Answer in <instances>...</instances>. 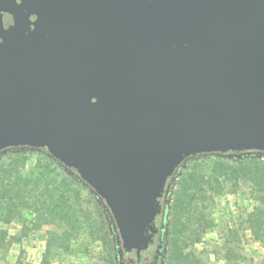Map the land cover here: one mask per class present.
<instances>
[{"label":"water","instance_id":"water-1","mask_svg":"<svg viewBox=\"0 0 264 264\" xmlns=\"http://www.w3.org/2000/svg\"><path fill=\"white\" fill-rule=\"evenodd\" d=\"M12 147L74 169L142 254L188 157L264 153V0H0Z\"/></svg>","mask_w":264,"mask_h":264},{"label":"rangeland","instance_id":"rangeland-1","mask_svg":"<svg viewBox=\"0 0 264 264\" xmlns=\"http://www.w3.org/2000/svg\"><path fill=\"white\" fill-rule=\"evenodd\" d=\"M44 153L40 149H30L19 156L11 151L0 153V164L14 165L16 170L10 175V180L16 183L11 188L14 210L0 222L6 234L0 246V264H181L170 254L173 232L169 230L163 232L161 242L151 245L139 260L121 247L118 235L117 244L111 241L112 247L108 249L100 238L108 229L103 223V211L98 210L95 201L88 202L86 191L79 192L82 199L75 206L73 191H64L75 212L63 216L56 205L63 186L58 183L64 177L58 175L59 168L55 165L44 164L47 168L43 167ZM262 155L259 153L257 157L264 160ZM247 160L249 157L241 153L196 158L189 164L201 165L203 175L207 176L211 171L208 165L215 161L237 164ZM183 168L181 176L190 171L185 165ZM183 178H173L172 191L178 189ZM219 181L222 188L218 193L191 204L190 215L195 219L190 220V225L194 223L192 230L202 224L205 232L200 242L186 247L183 254L194 256L190 259L192 264H264V203L253 192L250 182L238 181L235 186L222 177ZM73 186L69 184L67 188L74 189ZM98 212L102 217L96 214ZM104 240H108L107 235Z\"/></svg>","mask_w":264,"mask_h":264},{"label":"trees","instance_id":"trees-1","mask_svg":"<svg viewBox=\"0 0 264 264\" xmlns=\"http://www.w3.org/2000/svg\"><path fill=\"white\" fill-rule=\"evenodd\" d=\"M2 151H11L19 156L26 152H30V149L27 148L23 150V148L12 147ZM241 153H245V155L249 157V160L245 162H238L237 164L215 161L214 163L208 165V169H211V171H209V174L207 176L203 175V170L200 169L201 165L198 166L196 164H193L192 166H190L189 164L190 161H195L196 158H208L210 156L223 157L228 154ZM259 153L264 154L260 151H230L227 153L198 154L196 156L188 157L181 164L174 177L185 178H183V181L179 183L177 190L172 191L174 183L172 184V202L167 210L165 224V232L166 230H169L170 233L173 232V234L171 235L172 237H170L172 246L170 254L177 262L181 264H192L190 259H192L194 256L191 253L183 254V251L189 245H194L200 242L201 234L205 232V226L200 223L201 225H195V230H192L194 223L190 225V220L192 219L193 221H195V219L190 215V211L192 208L191 204L194 201L207 200L211 197V195L218 193L220 191V188H222V182L220 183L219 181L221 177L223 179L231 180L235 184V186L238 181L250 182L253 186V192L259 195L260 201L264 203V160H261L257 157L259 156ZM38 160L40 161V159ZM43 161L44 168H47L44 164H46L48 167L55 165L59 168L58 175L64 177L61 178L58 183V185L61 184L63 186L60 187V190H62V192L58 197L56 205V208H59V210L64 213L63 216H66V214L70 212H75V207H71V205L68 203L69 199L64 195L66 191H73L74 206L78 205L79 200L82 199L79 192L86 191L88 202L90 203L91 201H95L98 210L101 209V211H103V223L106 224L108 229H106L104 237L100 238L103 240V243L108 247V249L112 247L110 246L111 241L114 242V244H117V234L113 228L114 222L104 201L100 197H98L96 193H94V191L79 178L77 172L74 169L65 167L51 156L48 157L45 153L43 155ZM203 162L206 163L207 161L203 160ZM13 163H10L9 165H12ZM184 165L190 171L187 173V175H185L184 173L181 176ZM14 169V165L9 167L8 165L0 164V222H4L2 217L11 215L14 210L15 205L14 203H11L13 195L11 188H13L16 183L14 180H10L11 173L16 171ZM69 184L74 185V189L67 188ZM15 198H18L17 194H15ZM96 214L102 217V214L100 212ZM196 221L199 220L196 219ZM170 227H172V230L169 229ZM105 235H107L108 237L107 241L104 240ZM5 238L6 234L0 228V246H3Z\"/></svg>","mask_w":264,"mask_h":264},{"label":"flooded vegetation","instance_id":"flooded-vegetation-1","mask_svg":"<svg viewBox=\"0 0 264 264\" xmlns=\"http://www.w3.org/2000/svg\"><path fill=\"white\" fill-rule=\"evenodd\" d=\"M8 2L10 4H12V5H18V4L21 3V0H14L13 2L11 0H8ZM31 19L33 20L34 16H31ZM173 178L169 181V184H168V187H167V199H166L167 201L165 202L166 212H165L164 215L161 214V215L157 216L156 219H155V225H156L157 230H158L157 233H156L157 239L154 240V242L151 245H153L155 243H160L161 239H162V233L163 232L165 233V224H166L167 210H168V207H169V204H170L169 201H170V198H171V188H172V184H173ZM124 250L127 251L126 249H124ZM131 253H133V252H131ZM133 254L135 255L137 260L140 259V255L141 254H136V253H133Z\"/></svg>","mask_w":264,"mask_h":264}]
</instances>
